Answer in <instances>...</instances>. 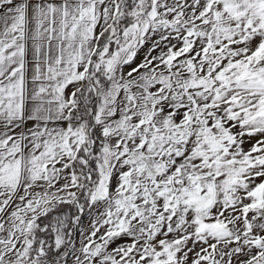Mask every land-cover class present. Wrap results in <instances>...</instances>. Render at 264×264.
I'll use <instances>...</instances> for the list:
<instances>
[{
	"label": "snow or ice",
	"instance_id": "6c2138e0",
	"mask_svg": "<svg viewBox=\"0 0 264 264\" xmlns=\"http://www.w3.org/2000/svg\"><path fill=\"white\" fill-rule=\"evenodd\" d=\"M0 264H264V0H0Z\"/></svg>",
	"mask_w": 264,
	"mask_h": 264
},
{
	"label": "rangeland",
	"instance_id": "374dc122",
	"mask_svg": "<svg viewBox=\"0 0 264 264\" xmlns=\"http://www.w3.org/2000/svg\"><path fill=\"white\" fill-rule=\"evenodd\" d=\"M89 224V216L87 214H84L82 216V228H87ZM74 228V235L76 239V245L79 246V240H80V227L73 226Z\"/></svg>",
	"mask_w": 264,
	"mask_h": 264
}]
</instances>
